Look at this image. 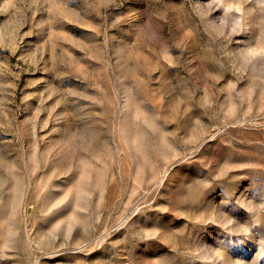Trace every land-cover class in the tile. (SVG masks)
<instances>
[{"label": "rangeland", "instance_id": "rangeland-1", "mask_svg": "<svg viewBox=\"0 0 264 264\" xmlns=\"http://www.w3.org/2000/svg\"><path fill=\"white\" fill-rule=\"evenodd\" d=\"M0 264H264V0H0Z\"/></svg>", "mask_w": 264, "mask_h": 264}]
</instances>
